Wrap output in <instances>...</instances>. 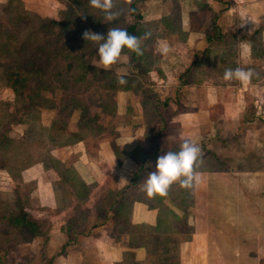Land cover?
<instances>
[{
    "label": "crops",
    "instance_id": "obj_1",
    "mask_svg": "<svg viewBox=\"0 0 264 264\" xmlns=\"http://www.w3.org/2000/svg\"><path fill=\"white\" fill-rule=\"evenodd\" d=\"M137 7L134 35L151 32L135 55L139 87H98L112 103L96 107L84 136L65 145L64 126L53 128L47 157L20 172L22 209L48 224L27 244L36 256L30 264H154L167 256L153 253L158 243L166 252L172 246L169 264H264V29L256 23L264 0H138ZM128 16L130 23V9ZM212 22L223 37L208 43ZM129 61L122 52L111 78L130 76ZM237 67L253 71L249 84L223 79ZM186 139L201 149L200 183L176 182L166 196L147 197L143 184L158 157ZM123 221L147 232H123Z\"/></svg>",
    "mask_w": 264,
    "mask_h": 264
},
{
    "label": "rangeland",
    "instance_id": "obj_2",
    "mask_svg": "<svg viewBox=\"0 0 264 264\" xmlns=\"http://www.w3.org/2000/svg\"><path fill=\"white\" fill-rule=\"evenodd\" d=\"M129 4V0H114V7H118L114 11L128 20ZM88 6L89 0H0V248H3L7 264H30L35 260L36 256L30 254L27 244H32L33 238L48 229L47 220L39 224L40 229L36 234L18 229L12 224L13 216L26 201L20 172L47 157L45 149L54 145L47 144L48 138L50 135H57L53 128L64 126L61 139L65 145H70V135L75 133L84 136L85 130L90 129L85 123L78 127L80 113L72 111V104L69 103L72 98L87 107L89 120L98 117L100 110L97 106H102L104 102L107 105L112 103L110 97H101L104 91L96 84L90 89H86L83 83L71 90H57L58 85L52 79V71L62 69L70 60L60 58L59 52L71 46L78 47L83 53L87 52L91 65L103 69L98 65V45L90 40L86 41L83 34L85 31L98 34L104 31L103 35H107L106 29L115 27L116 20L107 23L103 18L96 24L97 16L91 20L85 16L84 10ZM23 14L27 17L22 19L19 16ZM256 23L259 27L257 32L264 29V16ZM33 33L36 38L29 40L28 37ZM115 66L116 64L109 71H115ZM12 70L23 71L29 76L33 86L45 87L33 106L28 107L33 103L27 96L29 90H24L20 96L10 88L5 74ZM260 74L261 71L256 73L258 76ZM72 119H79L74 132L67 130ZM120 224L123 232L132 235L147 232L145 229L129 226L125 221ZM159 244L162 243L151 246V250L153 253L163 250L162 253H167V256L153 258V263L169 264L167 259H172L175 263L172 246H168L170 250L166 252Z\"/></svg>",
    "mask_w": 264,
    "mask_h": 264
},
{
    "label": "clouds",
    "instance_id": "obj_3",
    "mask_svg": "<svg viewBox=\"0 0 264 264\" xmlns=\"http://www.w3.org/2000/svg\"><path fill=\"white\" fill-rule=\"evenodd\" d=\"M89 4L91 8L104 14V21L107 23L115 21L119 15V13L112 11L114 0H89ZM150 37L151 32H145L143 37H138L129 34L126 29L118 26L111 27L106 37L91 31H85L83 34L86 41L90 40L98 45V65L104 70L111 69L118 62L124 49L135 53L137 56L143 55L142 40ZM169 51L170 48L166 44L160 48L162 55H167ZM253 75L251 69L228 68L223 74V79L225 81L235 79L241 84H249ZM118 83L125 85L127 81L120 77ZM201 161L202 153L197 142L194 139L184 140L179 151H167L158 157L156 170L147 175V180L143 184V191L149 198L164 197L168 194L170 186L176 182H179L181 188L191 189L194 183H200V174L195 169ZM120 183H128V181L121 177Z\"/></svg>",
    "mask_w": 264,
    "mask_h": 264
},
{
    "label": "trees",
    "instance_id": "obj_4",
    "mask_svg": "<svg viewBox=\"0 0 264 264\" xmlns=\"http://www.w3.org/2000/svg\"><path fill=\"white\" fill-rule=\"evenodd\" d=\"M138 0H130L129 9H130V16H131V22H127L123 17H119L116 19V26L126 29L129 34L134 35L136 32V29L138 27V24L141 20V16L139 13V9L137 7ZM90 5V4H89ZM85 16L91 20L92 17L97 16V22L103 20L104 14L100 12L99 10L93 9L90 6L85 8ZM20 18H26V15H20ZM101 17V18H100ZM17 19H15V22ZM94 20V19H93ZM106 30H109L108 28ZM105 34L104 31L101 33V35ZM106 37V35H103ZM222 34L220 33L219 28L216 26L214 22H212L209 32L206 34V41L212 42L217 41L219 39H222ZM36 38V34H31L28 39L32 40ZM75 39V38H74ZM73 39V40H74ZM53 51V50H52ZM51 52V49H50ZM49 52V53H50ZM123 52L125 54H128L130 57L129 66L131 75L124 78L127 83L125 85H120L116 78H111V72L109 70L99 69L95 66H92L90 63V58L86 56L88 54L87 52H82L78 49V47L71 46L67 47V49H61L58 55L60 58H63L65 61L67 59H70L69 62L65 64V66L62 69H56L58 71H52V79L57 83V90H71L76 87V85H80L84 83V86L86 89H90L92 85H98L99 87L104 86V83H108L105 86L109 87L112 90H126V89H137L139 87L138 81L134 78V71H136V54L128 51L127 49H124ZM89 55L91 53L89 52ZM50 57V56H49ZM140 68V66H138ZM187 72V71H186ZM185 72V73H186ZM5 77L8 81V84L10 88H12L13 92L18 95L23 93L24 90H29L28 99L32 101V105H28V107L33 106L37 103V98L39 96L40 91L45 88L43 87H37L33 86L31 81L29 80V76L26 75L23 71H9L5 74ZM117 81V82H116ZM116 82V85L115 83ZM29 83H31V86H29ZM29 88V89H28ZM71 103V109L72 111H78L80 113V120L78 123V127H81L82 123L89 124L94 123L93 120H89L87 117L88 109L87 107H83L79 101L76 102L74 98L69 101ZM44 107H47V105L43 104ZM71 140H69L70 143L73 142V140L79 141L82 137L81 134H72L69 136ZM68 144V143H66ZM114 151L116 152V148L114 147ZM139 171H142L141 169ZM140 172L137 173L133 177L132 183L134 184V181L139 180L141 177ZM12 224L14 227L18 229H26L32 232V234H36L38 230L40 229V225L37 221L33 220L24 210L21 208L18 210L17 214L13 216ZM98 224V223H97ZM97 226V225H95ZM70 242V240H69ZM3 248H0V264H7L4 260V254L2 252Z\"/></svg>",
    "mask_w": 264,
    "mask_h": 264
}]
</instances>
